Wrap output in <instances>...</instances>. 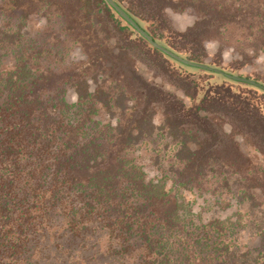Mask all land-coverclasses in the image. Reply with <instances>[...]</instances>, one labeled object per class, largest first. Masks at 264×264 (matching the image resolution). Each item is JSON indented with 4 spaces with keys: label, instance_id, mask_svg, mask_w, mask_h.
I'll use <instances>...</instances> for the list:
<instances>
[{
    "label": "trees",
    "instance_id": "1",
    "mask_svg": "<svg viewBox=\"0 0 264 264\" xmlns=\"http://www.w3.org/2000/svg\"><path fill=\"white\" fill-rule=\"evenodd\" d=\"M114 1L190 60L203 63L206 44L232 25L248 30L264 51V0ZM171 9L197 19L176 31L166 18ZM35 16L47 18L41 30H34ZM67 39L85 59L59 70L52 61H64L59 42ZM134 61L190 105L145 79ZM248 62L235 61L232 69ZM260 92L172 62L104 0H0V264L238 263L240 218H222L225 210L206 195L220 202L213 181L223 175L229 193L227 180L248 176L251 162L215 122L229 123L264 155ZM158 134L168 140L174 165L148 180L127 154ZM250 183L226 207L249 203L251 215L264 185L261 191ZM181 190L201 196L211 215L194 219ZM261 231L256 239L264 241ZM240 264H264V249L247 250Z\"/></svg>",
    "mask_w": 264,
    "mask_h": 264
},
{
    "label": "rangeland",
    "instance_id": "2",
    "mask_svg": "<svg viewBox=\"0 0 264 264\" xmlns=\"http://www.w3.org/2000/svg\"><path fill=\"white\" fill-rule=\"evenodd\" d=\"M166 18L172 29L176 31H184L187 27L193 25V23L197 19V15L190 10L178 11L171 9L166 11ZM46 21V17L35 16L31 19L34 30H41ZM147 31L151 36H155L156 40L160 36V31L156 29L148 27ZM70 40L67 39L62 43L59 42V48H61L62 50L64 48L65 50H63L62 54V56H64V61L56 62L53 59L52 66H54L56 69L62 70L64 65H69V62L77 63L82 62L85 59L82 48H80L78 45L73 44V42ZM52 45L57 44L56 42H53ZM254 45L255 43L253 42L249 31L244 27L237 25L228 26L224 28L220 32V35H218L213 41L206 44L205 51L207 57L203 59V63L212 67L220 68L225 72L233 73L234 75L242 76L245 78H250L264 84V51L255 47ZM219 51L220 56H217V53ZM181 55L184 56L183 53H181ZM215 59L217 60V62L213 63ZM245 60H249L247 65L236 71L232 69V63H234L235 61ZM134 62V66L137 72L144 76L145 79L153 84L162 86L167 92L174 94L176 98L182 99L188 106L190 105L188 99L185 98L181 91L166 84L159 76H157L153 71L149 70L141 62ZM126 63V61L123 62V64ZM187 70L195 71L190 69ZM102 76V74L98 75V84H100ZM94 88L95 85L93 83L91 85V92L94 91ZM254 89L258 91V95L261 94L260 90L256 88ZM132 98L135 99L133 96ZM137 100H139V98ZM130 105L131 102L128 103L127 106ZM155 108V124L159 125L161 120L162 108L160 106H156ZM116 119H118V116H114L112 118V121L114 122ZM104 120L107 121V119ZM215 124L221 126L228 135L234 137L239 145L241 152L251 162V171L248 176L239 175L238 182H236L235 177L229 178L227 180L230 185L229 193L224 188V184L222 181L223 175L219 176L217 181H213L214 184L211 183L213 184L211 190H213L217 196H220V202L214 201V199L216 198H213L214 196H212L211 194L206 195L207 203H210L214 207L218 206V209L221 211L225 210L222 213V218L230 217L232 220L240 218L241 231L240 234L238 233V238L240 239V246L238 248L240 249V253L238 256H240L239 259L241 260L243 259V254H245L247 250L257 252L260 250L263 251L264 249V241H259V239H256V236L261 235V230L264 229V192L259 196V200L255 199L257 207H254L252 209L253 213H251V215L247 214L246 212V209L249 208V203H244L245 205L241 206V209L238 208V205L235 204V202L231 204V207H226V204H228L229 202H233V192L237 193L240 189L246 188L250 182V184L253 186H261L260 190L262 191V187L264 185V155H261V152H259L254 146H252L250 141L248 142L247 138L243 136L242 133H240L236 129L234 130L229 123L220 119L217 120ZM168 146V140L164 136L158 134L155 137L146 140L140 146L131 148L127 156L129 160L132 161V165H134L139 170L144 171L145 177L148 180H157L164 170L168 171L170 170L171 165H174L173 162L168 159ZM166 155L167 158L164 160L163 157ZM173 186V182L168 181L167 188H173ZM178 195L193 202L192 211L193 214H196L194 216V219L200 218L202 220L203 218V220H206V218L211 215H206L209 207H206L204 209L203 206H205L206 204L203 203L204 199L201 196H192V192H188L186 190H181L180 194ZM248 221L253 222L252 224H250L251 227H249ZM261 222L263 223V225L259 226ZM220 259H223V256L220 257ZM240 260L237 261L238 263L233 261L232 263L240 264ZM196 264L199 263L197 262Z\"/></svg>",
    "mask_w": 264,
    "mask_h": 264
},
{
    "label": "water",
    "instance_id": "3",
    "mask_svg": "<svg viewBox=\"0 0 264 264\" xmlns=\"http://www.w3.org/2000/svg\"><path fill=\"white\" fill-rule=\"evenodd\" d=\"M106 5L123 21L126 25L131 28L142 40L147 42L154 49L159 51L162 55L170 59L172 62L180 64L183 68L190 70H199L209 74L218 75L225 77L233 82L245 84L251 87H254L262 92H264V84L242 76L234 75L228 72L223 71L220 68L212 67L210 65L199 63L193 60H190L181 54L169 49L168 47L157 42L150 33L142 28L138 22H136L131 15L116 1L114 0H104Z\"/></svg>",
    "mask_w": 264,
    "mask_h": 264
}]
</instances>
